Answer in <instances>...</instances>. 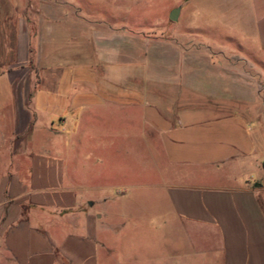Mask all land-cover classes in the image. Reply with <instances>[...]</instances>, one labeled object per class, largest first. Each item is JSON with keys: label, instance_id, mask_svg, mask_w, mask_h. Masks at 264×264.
Instances as JSON below:
<instances>
[{"label": "crops", "instance_id": "crops-1", "mask_svg": "<svg viewBox=\"0 0 264 264\" xmlns=\"http://www.w3.org/2000/svg\"><path fill=\"white\" fill-rule=\"evenodd\" d=\"M39 1L52 0H0V264H264V184L254 186L253 176L236 186L168 183L163 193L170 216L153 219L143 198L128 197L127 187H115L111 178L101 181V157L91 164L90 156H78L75 172L72 165L68 168L72 157L54 155L55 138L62 133L53 118L41 119L46 114L39 107L43 100L45 110L70 103L75 124L67 125L68 118L60 115L61 125L68 126L64 137L70 140L80 132L75 105L96 95L92 83L101 85L108 77L112 110L143 125L141 139L157 153L152 159L163 176L164 161L208 165L238 157L263 168L264 178L258 158L264 141L175 139L179 131L214 130L215 124L229 121L232 103L242 116L258 119L263 114L264 0H173L169 12L180 9L174 23L183 16L190 19L188 32L143 39L129 38L127 27L87 30L80 22L82 10L72 16L61 9L54 15L38 9ZM128 14L118 11L110 17ZM71 17L78 19L73 25ZM232 25L244 28L242 38H234L236 52H230L227 43L233 38L223 30ZM87 50L100 53L103 77L91 76L96 72L87 58L94 55L85 58ZM153 52L156 76L129 74L141 55ZM29 65L42 68L46 84L37 83L39 90H16L23 76L19 72ZM75 82L83 86L76 95L62 89ZM150 83L163 90H150ZM229 147L238 149L236 157L229 158ZM208 174L201 178H212ZM113 193L125 202L116 203Z\"/></svg>", "mask_w": 264, "mask_h": 264}, {"label": "rangeland", "instance_id": "rangeland-1", "mask_svg": "<svg viewBox=\"0 0 264 264\" xmlns=\"http://www.w3.org/2000/svg\"><path fill=\"white\" fill-rule=\"evenodd\" d=\"M174 4L173 0H70L69 2L65 0H52L48 2L39 1L38 9L52 11L54 15H57L59 10L64 9L70 11V15L72 16L78 14L79 10H82L80 22L84 23L85 21L84 24L87 30H94V27H104V25H107L108 28L117 27L119 29L127 27L128 31L132 33L128 35L129 38L133 36L135 39H143L145 37H158L159 35L163 37L174 36L175 32L183 34L188 32V27L191 23L190 19L186 21L183 16L179 23H174L170 20L171 12H169V8ZM74 11L76 13H73ZM118 11L119 13L120 11L129 13L128 17H110V14L113 13H115V16H118ZM201 19L202 21L206 20L205 17H201ZM53 20L55 22L59 20L58 25L62 26V19L55 17ZM69 20L71 25H73L74 21H78L74 17H71ZM243 29L241 26L239 28L233 25L223 28L224 33L229 32L228 35L233 38L227 43V46L231 49L230 52L238 51L236 50V39L242 38L244 34ZM204 37L216 41L219 39L216 34H204ZM252 42L251 40L248 43L251 44ZM69 53L72 55L75 52L69 51ZM88 54L94 56L87 58ZM85 55L87 61H90L88 64H93L92 69L96 72L95 74L90 73L91 76L98 75L103 77L102 74L105 73L102 67L105 68V65L100 59V53L95 50H87L85 51ZM149 56L152 57L149 58ZM230 58L231 62H236V59L232 58V56ZM25 69L22 68L19 72L23 76L17 81L16 90H39L40 85L37 88L34 87L37 83L46 84L42 68H36L34 65L30 67L29 65L28 71ZM33 69L37 71V81L35 78L36 72H31ZM115 69V66L112 67V72H115ZM118 70L120 71L118 72L120 75L125 73L121 71L120 67ZM29 72L32 75L31 77L28 74ZM158 72V63L153 52L152 55L148 54L147 57L141 55L140 61L134 65L133 70L129 74L134 77H154ZM105 82L108 83V87L106 84H103ZM111 83L112 81H109L108 77H106L105 81L101 82V85L100 82L92 83L97 86L95 89L92 88L96 92V95L94 93L90 94L75 105L77 109L80 108L77 124L80 132H77L75 137L70 140L66 139L63 134L67 130L64 129L68 127L67 125H74L77 121V115H71L68 110V106H71L70 103L57 104L53 106V109L49 110H45L46 105L44 100L39 105L42 109L41 111L46 114V117L43 116L41 119L46 123V120L53 118L54 128L62 133L63 138H55V141L59 142L54 145L53 154L59 157L70 156L75 160L69 163V169L71 165L73 166L71 170L75 168V165L78 164V160L75 158L80 155L85 154L90 156L91 164H94V159L101 157L104 162L100 166V169H97V172H100L101 181L104 182L106 178H111V184L115 187H127L128 192L126 195L129 194L128 197L143 198L146 203V207L144 208L148 211L150 218L153 219L161 218L163 213L164 216H168L171 213L169 205L165 201V194L163 193L168 183L180 181L182 183L203 184L207 181L215 186H236L244 184L246 181H251L250 177L253 176L254 186L257 184L261 185V183L264 184V178L261 177L263 168L258 169L253 163H247L244 159L236 157L238 149L234 147H229V158L236 157L237 159L225 161L224 163L204 165L201 162L193 163L196 165L185 163L171 165L164 161L163 171L165 175L163 176L160 172H157L159 163H155L152 159V155H156L157 153L141 139V134L145 131L143 125L137 123L131 124L122 110H119L117 115L115 114V110H112L114 106L111 104ZM262 84L264 85L263 82ZM147 87L153 91L163 90V87L157 83H150ZM62 89L73 96L83 89V86L77 82L73 84L67 83ZM88 89H91L90 85L86 86V90ZM230 107V113H228L229 121H225L223 124H215L214 130L206 131L201 128L182 130L178 132L175 139L179 141H230L231 144L236 143V141H264V111L260 118L254 119L252 115L242 116L238 105H233L232 103ZM60 115L68 118L66 127L61 125ZM205 116L206 114L203 115V117ZM112 118L115 119L114 123L111 122ZM223 118L226 120V117ZM254 134H257L259 138L254 137ZM111 155L116 157V161H110ZM258 158L263 165L264 153L260 154ZM74 170L75 172L78 171V169ZM173 171L177 174L182 173V175H185L192 173L193 175L192 177L182 176V178L175 179L169 175ZM205 173H209L208 176L211 174L212 178H201V175ZM113 194L117 199L116 203L125 202L123 195ZM134 197L133 199L130 198V200L135 201ZM262 202H264V191H262ZM136 216L139 215L134 213L133 217Z\"/></svg>", "mask_w": 264, "mask_h": 264}, {"label": "water", "instance_id": "water-1", "mask_svg": "<svg viewBox=\"0 0 264 264\" xmlns=\"http://www.w3.org/2000/svg\"><path fill=\"white\" fill-rule=\"evenodd\" d=\"M179 14H180L179 8L173 9L170 13V20L176 22L179 18ZM256 186H260V184H257Z\"/></svg>", "mask_w": 264, "mask_h": 264}]
</instances>
